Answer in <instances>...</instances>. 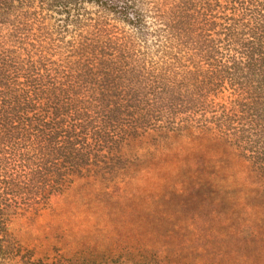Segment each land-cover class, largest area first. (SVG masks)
<instances>
[{
  "label": "trees",
  "instance_id": "obj_1",
  "mask_svg": "<svg viewBox=\"0 0 264 264\" xmlns=\"http://www.w3.org/2000/svg\"><path fill=\"white\" fill-rule=\"evenodd\" d=\"M74 188L152 233L33 258ZM0 264H264V0H0Z\"/></svg>",
  "mask_w": 264,
  "mask_h": 264
},
{
  "label": "rangeland",
  "instance_id": "obj_2",
  "mask_svg": "<svg viewBox=\"0 0 264 264\" xmlns=\"http://www.w3.org/2000/svg\"><path fill=\"white\" fill-rule=\"evenodd\" d=\"M81 191L74 188L69 196L55 198L46 211L22 216L12 223L14 236L33 258L67 254V250L76 248L114 255L142 235L152 233L141 228L138 220L125 218V213L108 215L105 209L96 207L89 210L77 200Z\"/></svg>",
  "mask_w": 264,
  "mask_h": 264
}]
</instances>
